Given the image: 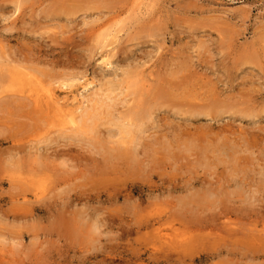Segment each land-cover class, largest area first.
<instances>
[{"label":"rangeland","instance_id":"374dc122","mask_svg":"<svg viewBox=\"0 0 264 264\" xmlns=\"http://www.w3.org/2000/svg\"><path fill=\"white\" fill-rule=\"evenodd\" d=\"M0 63V264H264V0H0ZM217 136L244 150L215 157ZM158 218L188 245L136 227Z\"/></svg>","mask_w":264,"mask_h":264},{"label":"bare ground","instance_id":"6f19581e","mask_svg":"<svg viewBox=\"0 0 264 264\" xmlns=\"http://www.w3.org/2000/svg\"><path fill=\"white\" fill-rule=\"evenodd\" d=\"M117 35V34H116ZM113 40V39H112ZM117 40V39H116ZM120 40V39H119ZM110 53H111V51H110ZM111 55V54H110ZM2 56V55H1ZM114 56V55H113ZM107 58H108V56H107ZM110 59H112V58H110ZM5 60V59H4ZM11 62H13V60H10ZM113 62V61H112ZM1 64V63H0ZM6 66V65H5ZM9 66V65H8ZM15 65H13L12 67H14ZM23 66H24V64H23ZM18 67V66H17ZM21 67V66H20ZM25 67V66H24ZM5 69V68H4ZM10 75H11V79L12 80H15L16 82H17V79H20V80H24V81H26L27 80V78L25 79V77H23L24 75H27V74H24V73H22V74H24L23 76L20 74V72L18 73H16V71H17V69H16V66L14 67V68H11L10 70ZM30 71V70H29ZM4 74V73H3ZM2 74V75H3ZM31 75H32V73H31ZM35 75V74H34ZM33 76V75H32ZM10 77V76H9ZM37 77V76H36ZM8 79V78H7ZM31 79V78H30ZM34 79H37V78H34ZM11 80V81H12ZM75 80V79H74ZM79 80V79H78ZM14 81V82H15ZM24 81H22V83L24 82ZM30 80H28V82H29ZM37 82H38V79L36 80ZM3 82V81H2ZM15 82V83H16ZM36 82V83H37ZM44 82V81H43ZM88 82V81H87ZM25 84V83H24ZM24 84H22V85H24ZM47 84V83H46ZM48 85H50V84H48ZM65 85V84H64ZM85 85V84H84ZM83 85V86H84ZM26 86V85H25ZM50 86H52V85H50ZM82 86V87H83ZM86 86H88V84L86 85ZM26 88H28V87H26ZM30 88H35V86H33V87H30ZM42 88H49V87H42ZM41 88V89H42ZM84 88V87H83ZM95 88V87H94ZM84 89H86V87L84 88ZM83 89V90H84ZM90 89V88H89ZM87 90V89H86ZM91 90V89H90ZM97 90H99L98 88H97ZM87 93V92H86ZM80 94H83L82 92L80 93ZM95 94V93H94ZM44 95V97H45V101H44V97H43V99H42V101L44 102V104L45 105H40V103L38 102V105L39 106H41V109H42V106H46V107H44L45 109H47V110H49V111H54L53 112V114L56 116V118H58L57 117V114H60L61 116H65V118L64 119H66V115H68V116H70L71 118L69 119L70 120V122L72 123V125H73V127L74 128H70L71 129V131H72V134H70L71 135V137H70V139H74V138H77V137H79V135H80V132L82 131L83 132V129H82V127H81V125H79L78 123H77V121H78V119H77V117H76V108L75 109H71V108H66L65 106H63L62 105V103L60 102V100L58 99L59 97L57 96V94H56V92L53 90V89H47L46 91H45V93L43 94ZM89 95V94H88ZM102 95V94H101ZM84 97V96H83ZM82 97V98H83ZM31 98V97H30ZM42 98V97H41ZM91 98H92V95H91ZM99 98V97H98ZM76 99H78V98H76ZM81 100H83V99H81ZM93 100H94V98H93ZM92 100V101H93ZM79 101V100H78ZM100 101V100H99ZM83 103V102H82ZM42 104V103H41ZM76 106V105H75ZM77 107V106H76ZM43 108V109H44ZM78 109H81V115L78 117V118H80V121L79 122H81V121H83V118H87V119H85L84 121L86 122L87 121V123L86 124H88V122H90L89 120H92L93 121V123H94V120L97 118V115H96V113L95 112H92L91 110H92V105H91V107L90 106H82V104L80 105V106H78ZM134 108H132V110H133ZM75 110V111H74ZM46 111V110H45ZM44 113H46V112H44ZM210 113V112H209ZM208 112H206V110L204 111V110H202V111H200V112H198V116H200V115H204V116H209L210 114H209ZM54 115H52L53 117H54ZM138 115V114H137ZM197 116V115H196ZM210 117V116H209ZM215 118V116L213 115L212 116V114H211V120H213ZM97 120V119H96ZM92 121L90 122V124L92 123ZM85 124V123H84ZM127 124V123H126ZM93 126V125H92ZM92 126H89V127H92ZM84 127V126H83ZM210 127L212 128V126L210 125ZM84 128H86V127H84ZM128 128V127H127ZM172 128V127H171ZM129 129V128H128ZM215 129V128H214ZM118 132H119V134H127V130H126V127H124L123 125L122 126H118ZM130 130V129H129ZM128 130V131H129ZM110 131H112V130H110ZM176 131V129H174L173 130V133ZM182 131V130H181ZM220 131V130H219ZM218 132V131H217ZM224 132V131H223ZM83 133H85V132H83ZM129 133V132H128ZM216 133V132H215ZM235 133V132H234ZM117 134V133H116ZM167 134V133H166ZM225 134V133H224ZM232 133H230L229 134V136L231 135ZM162 135H163V133H162ZM227 135H228V133H227ZM236 135V134H235ZM106 136V135H105ZM169 136H171V135H169ZM175 136H177V132H176V135ZM175 136H173V137H175ZM225 136V135H224ZM237 136V135H236ZM239 136V135H238ZM66 137H68V136H66ZM109 137H112L113 138V135L112 134H110V132H109ZM163 137L165 138V143L168 145V146H170L171 144H170V138L166 135V136H164L163 135ZM221 137H222V135H221ZM232 139H234L233 138V136H230ZM61 138V137H60ZM93 138V137H92ZM97 138V137H96ZM107 138V137H106ZM104 136L103 137H101L100 136V143H103V145H105V147L103 146V148H104V150H106L105 151V153L108 155V158H106L105 159V161H104V163L105 164H103L104 166L107 164V163H109V162H111L115 157H116V151H120V147H119V150H118V148L117 147H115L114 146V143H116L117 141H115L114 142V140H111L110 142H111V145H110V143L108 142V140L106 139ZM163 138V139H164ZM172 138V137H171ZM238 138V137H237ZM82 139V138H81ZM110 139V138H109ZM173 139V138H172ZM66 140H69V139H66ZM174 140H176V139H174ZM178 140V139H177ZM187 140V139H186ZM238 140V139H237ZM237 140H235V142L234 141H232V140H230L229 138H227V137H225V139H221L219 136H217V138H212L211 137V139H208L207 141H206V143H205V148H207V152H210V153H213L212 155H214L215 157L216 156H231V154H235V153H241V151H243L244 149H241L242 147H240L239 146V144H241V142L239 143V142H237ZM191 140H189L188 142H190ZM241 141V140H240ZM164 143V144H165ZM183 143V142H182ZM182 143H180V145L182 144ZM186 143V142H185ZM239 143V144H238ZM244 143V142H243ZM127 144V143H126ZM170 144V145H169ZM244 145V144H243ZM247 145V144H246ZM123 146V145H122ZM127 146V145H126ZM172 146V145H171ZM242 146V145H241ZM245 146V145H244ZM140 147H142L143 148V150H144V152H149V150L147 151V149L149 148L150 149V144H147V143H145V142H142V141H140V140H137V141H135L132 145L130 144H128V147H126L125 149L129 152V154L132 156V158H133V160H137V161H139V157H140V155H141V152H140ZM165 147H167V146H165ZM174 147V146H173ZM246 148H247V146H245ZM244 148V147H243ZM101 149H102V147H101ZM121 149H124V148H122L121 147ZM151 149H152V147H151ZM165 149V148H164ZM248 149V148H247ZM125 150V151H126ZM100 152H101V150H100ZM99 152V153H100ZM104 152V151H103ZM117 152V153H118ZM123 153H125V152H123ZM263 154V153H262ZM123 155V154H122ZM144 155V154H143ZM145 156V155H144ZM254 157H255V155H253ZM117 157H119L118 155H117ZM141 162H143L144 163V160L142 161V160H140ZM139 161V162H140ZM147 163V162H146ZM150 164V163H149ZM144 165V164H143ZM262 170H263V172H262V175L264 176V166H262ZM237 182H239V181H237ZM193 184V183H192ZM185 185H187V184H185ZM130 186V185H129ZM126 187V186H125ZM145 186L143 185V186H137V185H133V187H132V185H131V192L132 191H137V192H142L144 189H142V188H144ZM151 187H153V186H151ZM150 186H148V188L150 189L151 188ZM209 193V197L210 198H214L215 197V195H218V192L216 191V192H214V191H211V188H210V191L208 192ZM111 194V193H110ZM120 195H115V196H111L109 199H117L118 200V197H119ZM186 198V197H185ZM203 198V197H202ZM218 198V197H217ZM135 206V205H134ZM231 211H233V210H231ZM231 211H227V209L226 210H221V211H219V212H217V213H214V214H212V217H209L208 218V224L209 225H218V220L219 219H221V217L222 216H224V218H227L228 217V219H231L229 216V214L231 213ZM233 213V212H232ZM236 213V212H235ZM232 215V214H231ZM226 216V217H225ZM159 220H157V219H145V220H142L141 222H139L138 223V226L136 225V227L138 228V230H140V229H148V228H152V231H154V237L156 238V239H159L158 241H160V243L161 244H167V245H169V246H179V244L180 245H184V246H186V245H188V242H189V240H190V238L189 237H184L185 236V234H182V233H180V232H178V233H175V238L174 237H171L170 235V233L169 234H167V233H163V228H162V226H164V224L165 223H163L162 222V219L161 218H158ZM264 219V212L261 214V212H260V214H257V216H256V218L254 219V221L256 222V223H259L261 220H263ZM108 220V219H107ZM122 223V222H121ZM221 223V222H220ZM123 224V223H122ZM131 224H132V222H131ZM136 224H137V222H136ZM221 224H223V222L221 223ZM235 224V223H234ZM232 222H228L227 221V224H226V226H232V225H234ZM106 225V224H105ZM132 226H134V225H132ZM221 225H219V228H221L220 227ZM125 227V226H124ZM126 227H127V225H126ZM223 227H225V225L223 226ZM128 228V227H127ZM135 228V227H134ZM130 229V228H129ZM226 229V228H225ZM236 229V228H235ZM124 231H126L125 230V228L123 229ZM237 230V229H236ZM132 231H133V229H132ZM136 230H134V232H135ZM227 231V230H226ZM230 231V230H229ZM229 231H227V232H229ZM233 231V230H232ZM238 231V230H237ZM236 231V232H237ZM256 231V230H255ZM123 232V231H122ZM126 233H128V231L126 232ZM130 233H132V232H130ZM233 233H234V231H233ZM123 234H125V232L123 233ZM229 234V233H228ZM230 235H231V233H230ZM237 235V234H236ZM259 236H261V237H263L264 235L263 234H261V235H259ZM238 238H235L234 240H237ZM139 255V254H138Z\"/></svg>","mask_w":264,"mask_h":264}]
</instances>
